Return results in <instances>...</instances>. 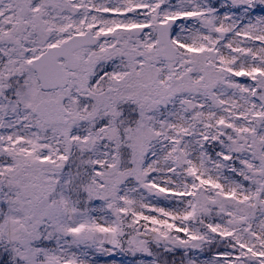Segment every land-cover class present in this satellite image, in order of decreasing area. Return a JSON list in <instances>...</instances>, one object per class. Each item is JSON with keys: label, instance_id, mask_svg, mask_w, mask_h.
Wrapping results in <instances>:
<instances>
[{"label": "snow or ice", "instance_id": "snow-or-ice-1", "mask_svg": "<svg viewBox=\"0 0 264 264\" xmlns=\"http://www.w3.org/2000/svg\"><path fill=\"white\" fill-rule=\"evenodd\" d=\"M117 255L264 264V0H0V264Z\"/></svg>", "mask_w": 264, "mask_h": 264}, {"label": "rangeland", "instance_id": "rangeland-1", "mask_svg": "<svg viewBox=\"0 0 264 264\" xmlns=\"http://www.w3.org/2000/svg\"><path fill=\"white\" fill-rule=\"evenodd\" d=\"M240 79H244V78H240ZM116 261H117V264H121L122 261H126L127 259H129L128 257H121L119 255H117L115 257Z\"/></svg>", "mask_w": 264, "mask_h": 264}]
</instances>
